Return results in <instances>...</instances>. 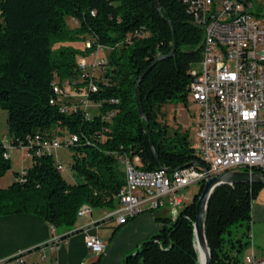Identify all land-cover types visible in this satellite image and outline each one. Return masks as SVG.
Returning a JSON list of instances; mask_svg holds the SVG:
<instances>
[{
  "label": "trees",
  "instance_id": "16d2710c",
  "mask_svg": "<svg viewBox=\"0 0 264 264\" xmlns=\"http://www.w3.org/2000/svg\"><path fill=\"white\" fill-rule=\"evenodd\" d=\"M158 2L160 10L152 0H0V108L7 113L11 146L28 147L31 157V165L14 172L15 180L0 188V217L33 214L54 227L71 229L82 205L91 210L117 207L124 185L120 156H137L136 166L143 170L172 171L197 160L189 130L169 133L159 114L173 100L186 105L190 70L201 58L203 30L180 0ZM69 20L75 24L70 26ZM174 39V54L156 60L137 85L157 56L172 49ZM86 40L91 48L72 45ZM98 47L108 50L99 74L82 72L79 58ZM65 80L76 81L75 89L93 81L97 91L88 98L97 111L86 116L79 106L60 100L54 86ZM63 133L77 137L67 146L73 181L57 169L51 154H35L36 137ZM9 168V159L0 152V177ZM253 170L264 173V168ZM261 187L240 183L212 192L205 218L210 264L243 261L252 203ZM202 189L200 183L174 218L157 217L162 226L122 264H198L193 223Z\"/></svg>",
  "mask_w": 264,
  "mask_h": 264
},
{
  "label": "built area",
  "instance_id": "2783aa9c",
  "mask_svg": "<svg viewBox=\"0 0 264 264\" xmlns=\"http://www.w3.org/2000/svg\"><path fill=\"white\" fill-rule=\"evenodd\" d=\"M180 1L193 22L203 30L198 62L201 69L190 70L188 86V97L197 107L195 132L198 143L194 145L197 160L172 171L163 168L143 170L136 166L137 156L132 159L120 156L124 185L118 193L117 207L108 215L118 224H125L135 215L163 205L175 211L188 199L184 194L180 195L179 190L203 183L207 177L232 169L253 171L254 168H264V12L261 11L264 0ZM84 47L91 48L92 43L86 40ZM99 51L102 48L98 47L92 54ZM103 61L104 58L94 62L93 69ZM78 65L82 72H87L88 63L83 58L79 59ZM75 82H69L72 89H75ZM96 91V84L89 81L85 87L70 90V97L80 98L73 101L64 99L63 86H54L60 100L79 106L86 116L91 115L89 107L96 106L88 98V93ZM65 106L62 111L66 110ZM35 141L36 155H52L75 143L77 137L63 133L36 137ZM12 149L8 137L0 139L3 158L10 160L9 151ZM21 149L28 152V147ZM56 167L63 171L61 163H56ZM90 213L91 208L82 205L77 216ZM50 227L54 232L55 227ZM249 237L250 252L244 254L243 263L264 264V260L254 254L251 231ZM53 241L58 244L66 239L54 237ZM84 244L95 254H101L105 247L96 235H85ZM15 260L17 264H35L21 254Z\"/></svg>",
  "mask_w": 264,
  "mask_h": 264
},
{
  "label": "crops",
  "instance_id": "0c3cea01",
  "mask_svg": "<svg viewBox=\"0 0 264 264\" xmlns=\"http://www.w3.org/2000/svg\"><path fill=\"white\" fill-rule=\"evenodd\" d=\"M70 176L69 181H73ZM175 212L178 210L163 205L118 224L108 217L110 210L92 209L90 214L78 217L71 229L55 227L54 232L47 221L33 214L1 216L0 264H17L15 257L20 254L35 264H122L126 255L162 226L157 217L174 218ZM251 214L254 254L264 260V206L252 205ZM88 234L98 236L104 243L101 254L92 253L85 246L84 236ZM54 237L66 242L56 244Z\"/></svg>",
  "mask_w": 264,
  "mask_h": 264
},
{
  "label": "rangeland",
  "instance_id": "374dc122",
  "mask_svg": "<svg viewBox=\"0 0 264 264\" xmlns=\"http://www.w3.org/2000/svg\"><path fill=\"white\" fill-rule=\"evenodd\" d=\"M261 11L264 12V8ZM68 22L70 26H73V24H75L74 21L69 20ZM72 45L76 48L82 49L84 47V42H75ZM107 52L108 50L105 49L99 51L97 54L89 53L90 55H88L86 58H83V60L86 61V63H88L87 70L89 72L94 73V75L97 76L99 74V70L97 67L93 69L94 67L92 66V64H94V62H98L102 58H105ZM193 68L194 70L199 71L201 69V66L197 62L193 65ZM78 79L81 80L80 78ZM62 86L63 89L65 90L64 95H66L64 96L65 98L63 97L64 99L67 100L69 99L73 101L80 100L79 97H70L69 95L70 90H75V89H72L73 87L69 86L68 80H65ZM96 111H97V107L93 105L90 106L88 109V112H90L91 114H93ZM196 116H197V107L192 103L191 99L187 97L186 105H184L181 101H177V100H173L163 105L160 109L159 120L161 121L162 124H166L169 133H171L176 128L181 131L189 130L188 132L191 143L193 145H197L198 140L195 132ZM6 117H7L6 111L0 108V139L8 137ZM9 152L11 156L9 160L10 168L0 177V188L7 187L10 183H12L15 180L14 172H22L29 165H31V157L30 155H28L29 153L26 150H22L21 148H14ZM52 157L56 163H61V165H63L62 174L66 179L70 180L71 179L70 164L72 162L71 151L67 148H60L52 154ZM199 186L200 183L192 184L182 188L181 190H179L178 193H180V195L184 194L188 198L189 197L192 198L193 195L197 193ZM254 204H259V206H264V187H261L257 190V194L253 200L252 205L254 206ZM179 208L180 207H178L176 210H179ZM97 209L99 208H93L94 211ZM250 231L252 235V230L250 229ZM249 252L250 251L246 249L245 253H249ZM237 264H243V262H238Z\"/></svg>",
  "mask_w": 264,
  "mask_h": 264
},
{
  "label": "water",
  "instance_id": "95a60500",
  "mask_svg": "<svg viewBox=\"0 0 264 264\" xmlns=\"http://www.w3.org/2000/svg\"><path fill=\"white\" fill-rule=\"evenodd\" d=\"M155 8L160 10V4L158 0H152ZM174 36V33H173ZM176 49V41L174 39L172 49L166 55H159L157 58L141 73L138 83L143 79L146 73L150 70V68L154 65L156 60H163L166 58H170ZM137 85L135 88V97L137 102V107L140 113V116H143V111L141 106L138 103V90ZM195 162H191L189 165L194 164ZM187 166V165H185ZM240 183H248V184H259L264 186V173L259 171H248V170H240V169H232L225 171L219 175L207 177L203 181V189L195 204V214L196 218L193 223V231L195 244L194 247L197 252V262L198 264H210L211 263V251L206 239L205 233V218H206V210L208 206V200L214 191L215 188L221 185H231V184H240ZM201 251L205 252V257L203 262L200 260ZM136 253V251L134 252Z\"/></svg>",
  "mask_w": 264,
  "mask_h": 264
},
{
  "label": "bare ground",
  "instance_id": "6f19581e",
  "mask_svg": "<svg viewBox=\"0 0 264 264\" xmlns=\"http://www.w3.org/2000/svg\"><path fill=\"white\" fill-rule=\"evenodd\" d=\"M204 257H205V252L201 251L200 253V260L203 262L204 260Z\"/></svg>",
  "mask_w": 264,
  "mask_h": 264
}]
</instances>
